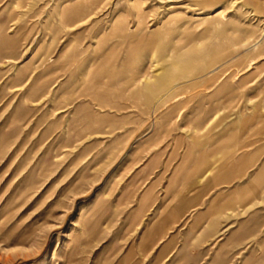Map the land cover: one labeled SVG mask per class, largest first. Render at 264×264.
<instances>
[{"label": "rangeland", "instance_id": "1", "mask_svg": "<svg viewBox=\"0 0 264 264\" xmlns=\"http://www.w3.org/2000/svg\"><path fill=\"white\" fill-rule=\"evenodd\" d=\"M263 105L264 0H0V264H264Z\"/></svg>", "mask_w": 264, "mask_h": 264}, {"label": "crops", "instance_id": "2", "mask_svg": "<svg viewBox=\"0 0 264 264\" xmlns=\"http://www.w3.org/2000/svg\"><path fill=\"white\" fill-rule=\"evenodd\" d=\"M195 148H198V147H192L191 149L195 150ZM245 158L246 157H243L238 160V162L235 165L236 171H239L242 168V165L245 163ZM186 162H190L192 165L199 163L197 159L188 160V156L186 158ZM183 166L185 165L182 162L179 168L172 174L171 182L176 181L178 178L181 180V182L186 180L185 186L187 188L189 187V185H191L194 182V180L195 182H199V183L203 182V181L201 182L198 181L199 176L201 175V174L198 175V171H199L198 167H194L195 170H193L191 174H188L183 171ZM241 189H244V188H241ZM241 189L234 191L232 195H230L229 197H232V196L234 197V193L237 191H240ZM193 190L194 189H192V191ZM202 195H203L202 189L196 190L194 194L189 196V195L184 194L183 192H181L180 190L176 188L174 191H172V196L176 199V203H175L176 205L173 208H171L169 212V217L178 218V222H184L185 220L191 217L192 221L196 224V226H198V224H200L201 220H203L205 216V213H204L205 209L204 208L201 210L199 209L200 208L199 200L201 199ZM215 198L216 196H214L210 200L209 205L207 206L210 210H213V209L219 210V208H216L217 206L215 202L217 200H215Z\"/></svg>", "mask_w": 264, "mask_h": 264}, {"label": "bare ground", "instance_id": "3", "mask_svg": "<svg viewBox=\"0 0 264 264\" xmlns=\"http://www.w3.org/2000/svg\"><path fill=\"white\" fill-rule=\"evenodd\" d=\"M263 33V32H262ZM263 40V39H262ZM255 44V43H254ZM257 44V43H256ZM253 45V44H252ZM254 47V45L252 46V48ZM175 67H177V63H175ZM217 68V67H216ZM162 70V72H160V73H158V76H160V74H162L161 76L162 77H164V78H167V77H173V78H178V76H177V74L178 73H175V74H171L170 72H168V67L166 66V67H164L163 69H161ZM212 71V70H211ZM174 73V72H173ZM174 75H175V77H174ZM159 77V79H153V83H155V86L157 87H160L161 86V84H162V82H161V80H160V78H162V77ZM172 78V79H173ZM164 83V82H163ZM144 87L143 88H145V89H147V90H151L152 88H153V84H150V82H149V78L148 79H146L145 81H144V85H143ZM163 88V87H162ZM174 87H171V88H169L167 91H166V93L164 94V96L165 95H167V94H169L171 91H172V89H173ZM156 89V88H155ZM153 90V89H152ZM158 90V89H157ZM166 97V96H165ZM163 98V96H161V97H159V99H157V102H159L161 99ZM263 107H264V105H263ZM264 109V108H263ZM250 119V118H249ZM248 119V120H249ZM247 120V121H248ZM249 122V121H248ZM241 124H243V123H241Z\"/></svg>", "mask_w": 264, "mask_h": 264}]
</instances>
